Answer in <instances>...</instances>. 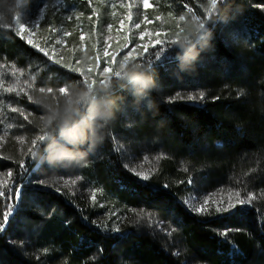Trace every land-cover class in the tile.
Returning <instances> with one entry per match:
<instances>
[{"label":"trees","instance_id":"obj_1","mask_svg":"<svg viewBox=\"0 0 264 264\" xmlns=\"http://www.w3.org/2000/svg\"><path fill=\"white\" fill-rule=\"evenodd\" d=\"M42 2L26 0L21 12ZM209 6L208 0H162L184 29L179 39L205 23L207 47L188 72L177 68L176 38L133 61L155 70L151 107L127 96L103 144L70 168L42 164L28 148L43 134L45 109L36 101H59L60 87L83 86L85 78L17 35L16 19L9 16V27H0V181H7L0 222L9 203L14 208L0 231V264H264V0H224L206 19ZM12 71V80L32 87L20 95L4 91ZM41 87L53 93L42 94ZM201 92L203 100L186 99ZM177 93L184 99L169 102ZM44 145L38 141L34 151ZM129 169L150 172L149 181ZM37 179L49 182L39 192ZM194 191L210 200L215 192L227 200L235 191L256 199L246 210L222 214L210 202V213L198 214L184 203Z\"/></svg>","mask_w":264,"mask_h":264},{"label":"rangeland","instance_id":"obj_2","mask_svg":"<svg viewBox=\"0 0 264 264\" xmlns=\"http://www.w3.org/2000/svg\"><path fill=\"white\" fill-rule=\"evenodd\" d=\"M149 3L152 6L144 9L142 0H92L91 3L81 0H43L41 6L34 12L28 9L22 11L19 22L23 23L25 18L37 19L39 9L47 5L44 19L39 20L35 28H29V32L24 34L25 38H31L50 50V54L61 60L62 64L81 68L83 75L80 74L89 81L99 80L101 77L98 74L105 67L110 68L108 75H111L129 51L138 58L146 53L144 44L149 46L148 49L155 46L154 41L158 38L156 32L162 33L159 37L161 40L177 38L178 22L167 16L165 9L161 7L162 0H149ZM129 14L132 16L131 20L127 18ZM145 16L147 20H144ZM142 20L144 22L141 23V27L136 29L134 25ZM108 25L112 26L110 30ZM62 32H68L69 35L63 36ZM141 32L145 33L143 39L140 38ZM81 34L85 37L83 41L80 40ZM105 47L108 51L107 57L104 55ZM14 72L10 73L8 83L17 88H26L24 81L12 80ZM0 81H3L1 76ZM199 192H191L185 197V201L201 203L207 196L202 191ZM222 198L226 202L221 193L215 192L210 202L220 201Z\"/></svg>","mask_w":264,"mask_h":264},{"label":"clouds","instance_id":"obj_3","mask_svg":"<svg viewBox=\"0 0 264 264\" xmlns=\"http://www.w3.org/2000/svg\"><path fill=\"white\" fill-rule=\"evenodd\" d=\"M26 0H0V27H9V16L18 20ZM200 25L190 27L177 42L179 72L192 71L203 48ZM201 41V47L197 42ZM118 73V74H117ZM156 88L155 70L132 61L119 65L104 83L94 87L74 86L62 99H42L45 145L36 155L42 164L70 168L81 165L103 144L106 129L117 118L127 96L139 106L147 102ZM126 94V95H125Z\"/></svg>","mask_w":264,"mask_h":264},{"label":"snow or ice","instance_id":"obj_4","mask_svg":"<svg viewBox=\"0 0 264 264\" xmlns=\"http://www.w3.org/2000/svg\"><path fill=\"white\" fill-rule=\"evenodd\" d=\"M208 2H209L210 6L205 8V10H204L205 13H206V19L208 17H210L213 14V12L216 10L218 2L219 3H223L224 0H208ZM89 3H91V0H89ZM142 5H143L144 9H148V8H150L152 6L149 3V0H142ZM113 7H115V5H113ZM46 8H47V5L45 6V8L39 9V13H38L37 19H35V20H29V19L25 18L23 23H20L19 20H15L14 21V29L13 30L16 31V34L21 36V38H25V35H24L25 32H29V28H35L37 26L39 20L44 19V12H45ZM189 11H191V9H189ZM113 15H115L114 12H113ZM127 18L129 20H131L132 19L131 14H129ZM89 19H91V17H89ZM157 19H160V18L157 17ZM193 19L196 20V21H200V17H198V16H194ZM144 20H147V16L144 17ZM144 20H142L140 23H136L134 25V27L136 29H139L141 27V23H143ZM184 20H185V16L181 15L179 17V21H184ZM26 25H28L29 27H26ZM199 25H200V29H202V30L205 29V23L203 21H200ZM121 26H123V21H121ZM111 27H112L111 25H108L109 30L111 29ZM177 28L179 29V31L176 34L177 38L175 40H172L171 43L177 44V42L179 41L180 33H183V31H184V29L179 26V22L177 23ZM62 35L63 36H68L69 33L68 32H62ZM144 35H145V33L141 32L140 33V38L143 39ZM155 35L158 38L154 41V44L155 45L162 44L163 41L161 39H159V37L162 35V33L161 32H156ZM200 35L201 36L203 35V31H200ZM84 39H85L84 35L81 34L80 35V40L83 41ZM60 42L61 41H56V43H60ZM27 43L29 45L33 46L35 49H37L40 53H43V55L45 57H47L48 60L51 61L53 64H56V65H61L62 64L61 60L55 59L54 56L50 55L49 52L45 50V47H42L39 43H36L33 39L28 38L27 39ZM137 47H139V45H137ZM148 47L149 46L147 44L143 45V48H144L145 52L148 51ZM160 51H162V50H158L155 53V55L159 56L160 55ZM104 55H105V57L108 56L107 47H105ZM97 59H99V58H97ZM114 59L115 58H113V60ZM136 59H137V57L133 55V52L129 51L128 54L125 55L123 57V59L120 61L119 65H122L123 63L129 62V61H135ZM77 63H79V61H77ZM147 66L151 67V63L149 62V64ZM62 67L65 68V69H69L72 72H79V73H81L83 75V71H82L81 68L74 67V66H71V65L66 64V63L62 64ZM89 70L91 71V68H89ZM109 73H110V68L109 67H105L103 69V71L98 74L101 77V79H99V81H97L96 79H93V80L89 81L87 78H85L84 84L91 88V87H94L97 83H104L106 81V79L109 77V75H108ZM113 73H114V71L111 72V74H113ZM13 75H16V73L14 72ZM24 83L29 88L32 87V85L29 84L27 80L24 81ZM2 87H3V85H2V83H0V88H2ZM3 90L6 91V92H9V93L16 92L17 95H20V93L24 92V88H19V91H18L16 86L6 87V88H3ZM38 91L40 93H42V94L43 93H49V94L53 93V89L52 88L41 87V88L38 89ZM68 91H69L68 87H60L58 89L59 94H61L62 96L67 94ZM177 98L184 99V97H181L180 94L177 93L175 96L170 98L169 102L174 101ZM203 98H204V93L201 92L199 94V96L188 95L186 99L188 101H196L198 99L199 100H203ZM28 99L32 100L33 97L31 95H29ZM36 103L40 104L41 101L37 100ZM11 110L13 112H17L18 111L17 108H12ZM20 114L22 116H24V118L26 120L28 119V116H26L23 113V111H21ZM41 120H43V117H41ZM7 127L11 128L12 125H8ZM41 131H42L43 134L36 136L35 139H33L31 141V144H32L33 147H29L28 148V153H31V155L33 157L36 156V152L34 151V148L37 145V142L38 141L39 142H44L45 141L43 125H41ZM2 139H3V137H0V140H2ZM17 139L20 140L21 143H23V138L22 137H17ZM144 159H147V157H145ZM19 163H20L21 166H23L24 162L21 160V161H19ZM127 167L128 166L125 165V168H127ZM129 170L136 177H138L139 179H141L143 181H149V179H150V172L149 173H145L143 171H137L135 169H129ZM8 175L11 176V172H9ZM34 175H36V176L40 175L39 168L34 172ZM188 182L191 183V180H189ZM6 183H7V181H0V188H2L3 185L6 184ZM67 183H69V181L66 180L65 184H67ZM71 183L75 184L76 181L72 180ZM35 184L37 185V192H39L41 189L47 187L49 182L46 179H37L35 181ZM165 187H167V185H165ZM55 191L60 192L61 188L56 187ZM4 194H5L4 191L0 190V197H3ZM15 195H16L17 199L20 197V189L19 188L16 189ZM11 198H12L11 193H9V199L11 200ZM92 199L95 200V193L92 194ZM255 199H256L255 195L253 193H251V192L247 193L245 198H241V193L239 191L230 192L228 197H227L226 202H225V200L223 198L220 201L212 200L211 201V209H214V213H216V214H222V213L231 212V211L237 209V206H241V210H246L243 206L250 205L252 203V201L255 200ZM184 203L187 204L188 208L194 213H198V214H209L210 213V198L203 199V201L201 203H199V204L188 203L187 200L184 201ZM13 211H14L13 205L11 203H9L7 211L3 213V222H0V231H3L5 229L8 221H9V218L12 215ZM114 230L115 231H119V228H116ZM226 234L227 233H224V235H226Z\"/></svg>","mask_w":264,"mask_h":264}]
</instances>
